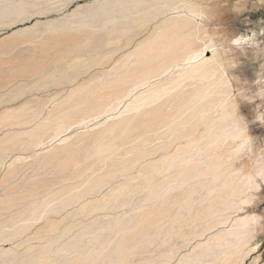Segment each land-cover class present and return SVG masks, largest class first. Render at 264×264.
Returning a JSON list of instances; mask_svg holds the SVG:
<instances>
[{"label": "rangeland", "instance_id": "obj_1", "mask_svg": "<svg viewBox=\"0 0 264 264\" xmlns=\"http://www.w3.org/2000/svg\"><path fill=\"white\" fill-rule=\"evenodd\" d=\"M0 264H264V0H0Z\"/></svg>", "mask_w": 264, "mask_h": 264}, {"label": "bare ground", "instance_id": "obj_2", "mask_svg": "<svg viewBox=\"0 0 264 264\" xmlns=\"http://www.w3.org/2000/svg\"><path fill=\"white\" fill-rule=\"evenodd\" d=\"M199 54H196V53H194V54H192V55H190L187 59H186V62L188 61V62H190V64L191 65H193V66H196L197 64H196V62H198V61H195V59L197 58V56H198ZM200 56H198V58H199ZM187 62V63H188ZM186 63V64H187ZM188 66V65H187ZM193 68V67H192Z\"/></svg>", "mask_w": 264, "mask_h": 264}]
</instances>
